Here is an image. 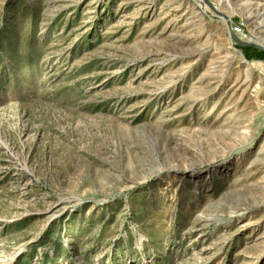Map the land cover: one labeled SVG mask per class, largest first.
<instances>
[{
  "label": "rangeland",
  "instance_id": "1",
  "mask_svg": "<svg viewBox=\"0 0 264 264\" xmlns=\"http://www.w3.org/2000/svg\"><path fill=\"white\" fill-rule=\"evenodd\" d=\"M0 264H264V51L203 0H0Z\"/></svg>",
  "mask_w": 264,
  "mask_h": 264
},
{
  "label": "water",
  "instance_id": "2",
  "mask_svg": "<svg viewBox=\"0 0 264 264\" xmlns=\"http://www.w3.org/2000/svg\"><path fill=\"white\" fill-rule=\"evenodd\" d=\"M205 2L206 5H208L210 7L211 10H213V12L224 18L225 20H227V24H228V29H229V33H230V36L232 37V39L238 44V45H241V46H251V47H254V48H258V49H261L264 51V46L260 45V44H257L255 42H252V41H243L241 40L237 35H235V33L233 32L232 30V26H231V22L229 20V18L227 17V15H225L223 12H221L220 10H218L209 0H203Z\"/></svg>",
  "mask_w": 264,
  "mask_h": 264
},
{
  "label": "bare ground",
  "instance_id": "3",
  "mask_svg": "<svg viewBox=\"0 0 264 264\" xmlns=\"http://www.w3.org/2000/svg\"><path fill=\"white\" fill-rule=\"evenodd\" d=\"M215 14V13H214Z\"/></svg>",
  "mask_w": 264,
  "mask_h": 264
}]
</instances>
